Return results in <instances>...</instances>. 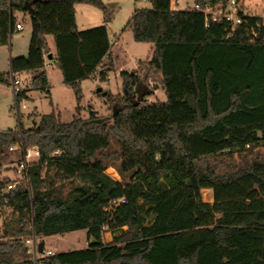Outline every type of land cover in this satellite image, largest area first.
<instances>
[{"label": "trees", "instance_id": "16d2710c", "mask_svg": "<svg viewBox=\"0 0 264 264\" xmlns=\"http://www.w3.org/2000/svg\"><path fill=\"white\" fill-rule=\"evenodd\" d=\"M151 2L128 25L135 42L155 51L150 61L121 73L122 95L106 94L118 106L110 127L93 111L79 116L81 83L107 80L114 66L106 25L112 13L102 0H0V46L10 43L18 15L31 24L28 55L10 60L11 74H31V91L49 94L52 38L53 62L78 104L70 123L51 113L24 129L19 114L18 128L0 130L1 155L18 147L23 162L29 151L39 153L15 190L7 192L15 182L0 178V264H33L26 240L35 236L44 245L47 237L77 231L87 232L88 248L42 253L37 264H264V157L232 163L234 153L264 147V46L248 35L263 19L248 15L225 40V23L206 28L201 12L173 10L172 0ZM78 4L102 10L105 24L79 31ZM150 81L161 86L166 102L147 106L146 96L135 106L138 89ZM25 100L26 92L16 98ZM111 137L127 182L106 174L101 157ZM220 156L226 160L217 161ZM52 170L76 182L65 197L45 187ZM207 190L213 204L203 200ZM118 199L125 202L112 207ZM105 233L111 242L103 241Z\"/></svg>", "mask_w": 264, "mask_h": 264}, {"label": "rangeland", "instance_id": "374dc122", "mask_svg": "<svg viewBox=\"0 0 264 264\" xmlns=\"http://www.w3.org/2000/svg\"><path fill=\"white\" fill-rule=\"evenodd\" d=\"M103 4L112 13L111 21L106 24L109 30V39L112 45V59L114 66L108 74V79L103 81L99 76L83 81L81 83V91L83 101L80 104L82 118H88L90 111L96 113L98 117L105 118L108 125L112 126V112L118 111V106H112L106 101L104 94L122 95V79L121 73L133 72L138 68L141 62L150 61L155 48L150 43H137L133 39L129 21L136 10L153 8L151 0H102ZM176 2H178L176 6ZM173 8L179 11L194 9L196 7L195 0H172ZM244 11H248L264 17V0H244ZM76 9V21L79 31H84L105 24L104 13L99 8L85 4H78ZM18 23L24 25L22 32H15L11 37L10 43L6 46H0V74L8 78L11 74L10 59L19 57H27L29 44L31 39V24L29 16L18 18ZM52 48L55 44L52 38L49 39ZM50 57H48V60ZM107 64V63H105ZM49 83L51 86L50 93L45 94L35 92L33 100L30 102L22 101L19 104L20 122L24 129L31 128L35 123L39 124L41 117L51 113L60 117L63 123L72 122L74 116L77 115V100L73 89L63 83V77L57 67L47 68ZM143 77V73L140 72ZM24 79L26 77H23ZM3 86L0 84V130H8L19 127V116L16 113L15 100L11 99V95L5 97L2 92ZM102 90L103 95H99L98 91ZM138 98L134 99L136 103H141L146 96L145 104L147 106L157 103L166 102V95L160 85H156L154 81L142 83L138 89ZM140 98V99H139ZM25 107V108H23ZM110 148L103 153L101 157L103 162L108 166L106 174L116 181H129L126 177L122 180L117 170L120 164V148L116 140L111 137ZM257 157H264V147L251 149L244 152L234 153L232 163L236 165H244L255 160ZM22 160V154L19 150L14 152L5 151L0 154V178H9L17 185L24 179V175L19 173L17 168ZM226 157L220 156L217 161H225ZM216 163V161H212ZM231 163V160L230 162ZM6 168V169H5ZM46 177L45 187L54 188L59 191L62 197H65L75 185L74 181L63 179L55 170L49 171ZM205 191L203 200H208L213 195L207 194ZM212 203V202H211ZM152 218L147 216L146 222L150 223ZM3 239L2 221L0 220V241ZM38 240V239H37ZM41 242L40 240H38ZM103 241L109 243L112 241L110 233H105ZM45 250L52 251L54 254L79 251L88 248L89 242L86 231H77L64 235H56L43 239Z\"/></svg>", "mask_w": 264, "mask_h": 264}, {"label": "built area", "instance_id": "2783aa9c", "mask_svg": "<svg viewBox=\"0 0 264 264\" xmlns=\"http://www.w3.org/2000/svg\"><path fill=\"white\" fill-rule=\"evenodd\" d=\"M149 1V0H142ZM244 0H225L218 2L215 5L205 4L204 6L196 5L193 11L201 12L204 15L205 26L208 28L211 23H225L227 25L226 34L224 36L225 40L231 39L239 27L248 23L246 17L249 15L244 11ZM178 2H176L177 6ZM249 38L252 44L261 43L264 46V21H257L254 24L249 26ZM24 27L21 24H17L15 31L20 32L23 31ZM11 86L15 97V110L19 115V104L16 102V98L22 93H28L32 89V81L31 79H24L20 74H11L10 77ZM25 108V107H23ZM261 136V134L259 133ZM16 147L10 149V151L14 150ZM18 148V147H17ZM36 154L39 153L36 151ZM58 154V153H56ZM28 169V164L24 160L18 165V172L21 174H25ZM17 187L16 183L9 184L7 186V192L15 190ZM125 202L124 199L114 200L111 203L112 207L120 206ZM39 241L35 236L26 240V244L28 245V254L31 255L33 259V264H37V257L40 255L38 253V245ZM43 253L47 256L54 255L52 251L44 250Z\"/></svg>", "mask_w": 264, "mask_h": 264}, {"label": "crops", "instance_id": "0c3cea01", "mask_svg": "<svg viewBox=\"0 0 264 264\" xmlns=\"http://www.w3.org/2000/svg\"><path fill=\"white\" fill-rule=\"evenodd\" d=\"M173 10H176L175 8H173ZM249 15H254V16H259L257 14H253L251 12H247ZM23 17V15H18L17 18H20V17ZM263 19L264 21V17L263 16H259ZM21 24L23 27L24 25L22 23H19ZM22 32V31H20ZM109 32V30H108ZM50 39V38H49ZM48 39V43H49V46H50V49H51V56H50V59L47 61V66H46V71H47V68H52L53 66L56 67V65L54 64L53 62V59L56 57V49L55 48H52L51 44H50V41ZM111 56H112V52H111ZM12 59V58H11ZM10 59V60H11ZM105 63H107V60H105ZM48 74V72H47ZM20 76L22 77H26L25 79H31L32 75L31 74H20ZM10 77H11V74L8 78H6V82L4 84H2L3 88L2 89V92H4V95L5 97L7 96H10L11 95V99H14L15 100V97H14V93H13V90H12V86H11V80H10ZM48 80H49V77H48ZM35 92L34 90L32 91H29L27 93V100H25L26 102H30L33 100V97L35 95ZM15 129V128H14ZM9 130V129H8ZM1 131H4V130H1ZM18 150V148L16 147L14 150H12V152ZM23 158L25 159V161L27 162V164H34V163H37L39 161V155L36 154V151L35 150H32V151H29L26 155H23ZM21 163V161L19 162V164ZM6 169V168H5ZM206 192H208L207 194H212V191L210 190H207ZM211 199L208 200V204H213L214 203V200H213V197L211 196L210 197ZM212 202V203H211ZM220 216H218L219 218ZM111 235V234H110ZM112 236V235H111Z\"/></svg>", "mask_w": 264, "mask_h": 264}, {"label": "water", "instance_id": "95a60500", "mask_svg": "<svg viewBox=\"0 0 264 264\" xmlns=\"http://www.w3.org/2000/svg\"><path fill=\"white\" fill-rule=\"evenodd\" d=\"M25 8H26L28 11L32 12V9H31V3H27V4L25 5ZM98 93H102V90H99ZM106 94H107V93H106ZM106 94H104V97L106 96ZM102 95H103V93H102ZM139 99H140V98H139ZM137 105H138V103H135V106H137ZM115 114H116V111H115V113H114V116H115ZM92 244H95V242L92 241ZM43 251H44V245H43L42 243H39V245H38V253H39V254H42Z\"/></svg>", "mask_w": 264, "mask_h": 264}]
</instances>
